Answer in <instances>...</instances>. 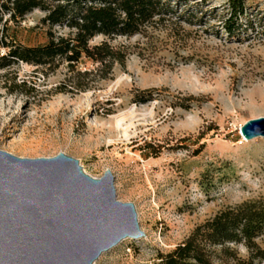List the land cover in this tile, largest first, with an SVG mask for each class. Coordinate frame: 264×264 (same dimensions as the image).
<instances>
[{
	"label": "rangeland",
	"instance_id": "rangeland-1",
	"mask_svg": "<svg viewBox=\"0 0 264 264\" xmlns=\"http://www.w3.org/2000/svg\"><path fill=\"white\" fill-rule=\"evenodd\" d=\"M229 11V0H189L134 36H97L93 44L126 49V63L108 79L92 73L80 91L64 90L66 63L48 73L21 61L0 68V149L28 158L64 152L95 178L110 170L117 199L136 207L144 236L94 264H161L160 254L219 212L264 200V136L241 134L264 116V0H246L234 35L224 27ZM44 15L0 24V56L6 42H46ZM149 92L154 99L139 102ZM256 242L264 250V234ZM226 246L241 264H264L255 247ZM213 249L217 264L231 260Z\"/></svg>",
	"mask_w": 264,
	"mask_h": 264
},
{
	"label": "trees",
	"instance_id": "trees-1",
	"mask_svg": "<svg viewBox=\"0 0 264 264\" xmlns=\"http://www.w3.org/2000/svg\"><path fill=\"white\" fill-rule=\"evenodd\" d=\"M189 0H0V24L22 20L34 10L45 12L42 22L47 26V41L26 45L18 41L3 43L8 52L0 56V68L21 61L54 72L61 64L68 66L64 90H84L89 83L83 82L94 72L101 73V79H108L116 63L125 65L128 52L113 46L109 40L93 44L97 36L113 38L134 36L154 23L177 13V7ZM207 1V0H204ZM229 15L224 27L230 35L242 28L240 18L246 15V0H229ZM187 12V11H186ZM181 16H186L187 13ZM56 27H66L68 33H59ZM90 62L92 67L79 70L78 64ZM151 92L141 103L153 100ZM264 234V200L247 202L235 208H228L214 218L200 224L192 234L175 249L160 254L161 264H217L214 261V247L231 260L224 264H241L236 260L230 243L243 242L256 248L257 256L264 258V250L256 240ZM236 260V262H234Z\"/></svg>",
	"mask_w": 264,
	"mask_h": 264
},
{
	"label": "water",
	"instance_id": "water-1",
	"mask_svg": "<svg viewBox=\"0 0 264 264\" xmlns=\"http://www.w3.org/2000/svg\"><path fill=\"white\" fill-rule=\"evenodd\" d=\"M264 136V116L241 127ZM127 236H144L136 207L117 199L110 170L86 173L60 152L28 158L0 149V264H94Z\"/></svg>",
	"mask_w": 264,
	"mask_h": 264
},
{
	"label": "bare ground",
	"instance_id": "bare-ground-1",
	"mask_svg": "<svg viewBox=\"0 0 264 264\" xmlns=\"http://www.w3.org/2000/svg\"><path fill=\"white\" fill-rule=\"evenodd\" d=\"M246 141V140H245ZM86 172V171H85ZM126 238H130L129 236H127Z\"/></svg>",
	"mask_w": 264,
	"mask_h": 264
}]
</instances>
